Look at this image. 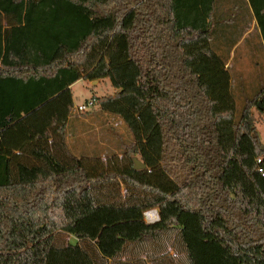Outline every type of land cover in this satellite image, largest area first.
<instances>
[{
    "label": "trees",
    "instance_id": "16d2710c",
    "mask_svg": "<svg viewBox=\"0 0 264 264\" xmlns=\"http://www.w3.org/2000/svg\"><path fill=\"white\" fill-rule=\"evenodd\" d=\"M212 3L0 0V264H264V81L232 78ZM81 79L130 140L72 152Z\"/></svg>",
    "mask_w": 264,
    "mask_h": 264
},
{
    "label": "rangeland",
    "instance_id": "374dc122",
    "mask_svg": "<svg viewBox=\"0 0 264 264\" xmlns=\"http://www.w3.org/2000/svg\"><path fill=\"white\" fill-rule=\"evenodd\" d=\"M246 47L248 46L244 44L238 48V53L233 65H242L247 67V73L253 74L255 70L251 71L249 69L251 68V64L255 62L254 58H257L259 61L261 60L260 62H263L264 55L253 52L251 56L248 55L247 60H244L242 59V51ZM262 79H258L256 81V78L251 75L245 78L244 84L246 88L244 89H246L247 95L252 96L257 90H259V88L264 83L263 82L261 85H258L261 81H264V78ZM115 92L116 89L109 79H103L98 83L81 79L73 86L75 106L77 107L81 104H89L88 111H92V114L94 113V109L97 111L91 118L88 116H73V120H76V122L74 123L75 126L72 127L70 132V134L73 133V136L71 135L70 137V143L72 152L77 156H93L97 155V153L102 154L108 150L107 146L111 148L117 147L120 143H122V141L125 142L132 138L131 134L127 131V126L122 121V119H119V117L116 115L99 111L96 103H94L96 98L108 94H114ZM236 93L240 96V99H244V94L240 91L238 86ZM240 103L241 102L238 98V104L241 107ZM254 113L258 120L256 124L257 130L264 145V112H258L257 109H254ZM85 118H88V120L85 121ZM100 118L101 120H98ZM104 119H107V122ZM103 120L105 122H103ZM92 123L95 124L93 125Z\"/></svg>",
    "mask_w": 264,
    "mask_h": 264
},
{
    "label": "crops",
    "instance_id": "0c3cea01",
    "mask_svg": "<svg viewBox=\"0 0 264 264\" xmlns=\"http://www.w3.org/2000/svg\"><path fill=\"white\" fill-rule=\"evenodd\" d=\"M207 6L209 7V1ZM211 8L216 51L219 50V53L226 55L228 48L234 44L226 64L232 78L238 77L242 81H245V78L250 75L254 76L256 81L264 78V60L260 62L261 60L254 58L255 62L251 64L249 69L255 70L253 74L247 73V67L233 65L238 48L244 44L248 47L243 49L242 59L247 60L248 55L251 56L253 52L264 55V0H213ZM74 85L75 83L71 86L72 89ZM87 120L88 118H85V121ZM75 122L76 120L70 119L67 137L70 148V137L73 134L70 132L75 126Z\"/></svg>",
    "mask_w": 264,
    "mask_h": 264
},
{
    "label": "bare ground",
    "instance_id": "6f19581e",
    "mask_svg": "<svg viewBox=\"0 0 264 264\" xmlns=\"http://www.w3.org/2000/svg\"><path fill=\"white\" fill-rule=\"evenodd\" d=\"M145 218L149 222H153L154 220L160 219L159 217V210L158 209H151L144 213Z\"/></svg>",
    "mask_w": 264,
    "mask_h": 264
},
{
    "label": "water",
    "instance_id": "95a60500",
    "mask_svg": "<svg viewBox=\"0 0 264 264\" xmlns=\"http://www.w3.org/2000/svg\"><path fill=\"white\" fill-rule=\"evenodd\" d=\"M94 83H97V81H94ZM259 107H260L261 109L264 108L263 105H262V103H261V101L259 102ZM134 162H135V168H136V169L146 168V164L143 163L140 159L135 158V159H134Z\"/></svg>",
    "mask_w": 264,
    "mask_h": 264
},
{
    "label": "built area",
    "instance_id": "2783aa9c",
    "mask_svg": "<svg viewBox=\"0 0 264 264\" xmlns=\"http://www.w3.org/2000/svg\"><path fill=\"white\" fill-rule=\"evenodd\" d=\"M88 107H89V104H81L78 106V110L79 111H85V110H88ZM258 162H261V159L258 160ZM260 170L263 172L264 169L263 168H260ZM146 219V218H145ZM159 220V219H158ZM147 221V220H146ZM157 220H154L153 222H155ZM148 223H152V222H149L147 221Z\"/></svg>",
    "mask_w": 264,
    "mask_h": 264
}]
</instances>
